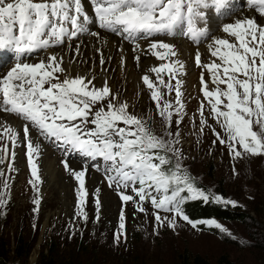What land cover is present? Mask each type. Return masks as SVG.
<instances>
[{
  "label": "snow or ice",
  "instance_id": "snow-or-ice-1",
  "mask_svg": "<svg viewBox=\"0 0 264 264\" xmlns=\"http://www.w3.org/2000/svg\"><path fill=\"white\" fill-rule=\"evenodd\" d=\"M250 2L260 4V11L264 13V0ZM89 3L95 19L86 11L84 0H0V50L11 52L16 61L6 76L0 78V108L29 122L23 126L22 139L27 141L32 189L39 193L42 182L34 159L39 154V146L29 139L31 128L35 127L46 139L62 144L66 151H78L92 161L102 158L106 163L108 186L120 190L118 195L122 202L119 230L113 234L115 243L119 244L122 238L126 242L124 205L128 202L134 203L136 210L143 213L146 209L142 202L149 201L157 210L153 215L160 226L174 229L179 218L193 229L198 224H206L222 233L228 232L215 219L193 221L185 214L182 204L186 200L209 201L211 196L216 203L235 206L236 202L194 186L187 173L181 172L180 153L172 140L155 135L144 120L128 111L127 103L116 105L109 99L105 106L95 109V105L107 98L115 99L106 82L102 87H96L91 78L82 75L61 80L57 74L66 69L61 66L62 58L54 54L39 62L22 59L25 54L63 44L66 38H78L84 33L98 36V32L89 28L92 23H97L100 29L121 34L124 39L149 41L152 55L163 61L177 53L171 44L156 40L158 34L174 35L175 30L184 25L187 34L198 40L207 35V29L201 31L195 26L197 20L204 19L200 9L214 8L220 12L228 6L226 0H89ZM223 31L235 37L238 46L227 39H217L210 47L215 49L211 56L219 62L202 64L199 53L195 56L196 65L209 73V81H205L203 73L199 80L200 90L210 108L209 114L224 132L222 135L213 129V134L216 141L228 147L233 158H241L243 153L264 155V27L248 19L234 25L226 24ZM76 51L79 52L78 46ZM135 58L140 59L139 56ZM100 62L103 64L104 60ZM182 69L183 64L178 61L151 69L160 85L169 93L175 92V105L168 101L161 103L164 94L148 75L142 77L151 91L159 116L167 123H171L174 113L180 115L183 111L178 78ZM164 72L170 81H176L175 85L161 78ZM204 107L202 102L201 117ZM180 122L176 121L177 124ZM201 124L206 125L207 120L202 119ZM3 134L15 145L17 134L12 128H6ZM167 135L178 137L179 133L168 132ZM2 151L9 154L7 146H3ZM161 151L164 154H160ZM168 153L172 155L168 156ZM11 156L14 158L15 153ZM173 158L176 159L174 171L165 167ZM3 162L0 159V163ZM62 163L78 182L74 215L86 222L87 168L77 171L71 169L67 161ZM233 171L235 174V169ZM3 175L0 172V176ZM3 187L8 188L7 181ZM128 188L135 196L124 193L123 190ZM153 191L161 195H153ZM32 203L33 212H38L40 197H34ZM5 204L6 194L0 192V206ZM94 204L98 221L101 204L98 197ZM160 210L173 215L161 216Z\"/></svg>",
  "mask_w": 264,
  "mask_h": 264
},
{
  "label": "rangeland",
  "instance_id": "rangeland-1",
  "mask_svg": "<svg viewBox=\"0 0 264 264\" xmlns=\"http://www.w3.org/2000/svg\"><path fill=\"white\" fill-rule=\"evenodd\" d=\"M101 33L92 39L101 41L106 38V35L116 38L115 41H112V45L114 44L117 58L113 59L112 57L107 66V63L99 62V56H95L92 60L88 58L84 62L74 57L76 64L78 63V69L71 71L59 53L68 52L71 58L77 54L76 47L84 45L89 36L87 34L73 40L74 42H65L64 45L61 44V46L53 48L59 50V53L54 55L62 58L61 66L67 70L58 73L60 79L80 75L78 72L81 73L80 69H83L85 71L82 76L91 78L94 86L101 87L106 82L115 99L109 97L102 101L97 110L105 106L109 99L116 105L127 103L128 111L144 120L155 135L173 141V146L180 153L179 163L182 173H187L189 177H195L201 184L199 188L206 193L219 195L224 200L235 201L236 204L242 205L254 219H248L246 222L215 219L228 230L226 233L206 224H198L197 228L193 229L191 225L179 218L176 219V227L170 229L166 225L160 226L156 223L153 215L156 210L149 201L142 202L146 209L143 213L136 210L134 203L128 202L124 205L126 242L122 238V241L117 244L114 242L113 234L119 230V214L122 207L118 195L120 190L105 186L96 173L87 170L85 186L89 196L85 211L88 214V220L85 222L76 217L74 213L76 212L78 182L65 168L61 169L59 166L62 155L51 146L53 140L42 142L36 137V134L30 133L31 142L39 146V154L34 157L39 166L42 180L39 184L40 191L37 193L29 184L32 177L27 164V152H25L27 141L22 139V134L17 133L21 129L17 119L7 116L8 119L5 120L0 117V125L2 124V129H0L1 149L3 146L9 148V154L5 155L1 150L2 155L0 156V159L4 161L0 163V172L4 173L3 176H0V192L6 194V204L0 206L1 239H10L13 242L15 235L20 234L35 242L31 256L27 260L28 264L35 263L43 244L52 240L58 249L57 255L60 258L71 260L75 264H122L123 262L127 264H171L178 261L186 249L192 254H201L213 264H218L222 257H225L230 264H264V155L252 156L243 153L241 158H233L228 147L216 141L213 129L222 135L224 132L209 114V110L204 111L203 117L200 115V90L195 88L196 84L201 86L200 78H197V75L193 73V63L192 60H188L186 49H182L185 45L178 46V62L183 64V68H186L185 70L189 73L185 76L184 71L181 70L178 74L181 81V102L184 107L180 115L174 113L171 123H167L159 116L156 103L151 99V91L142 80L144 75L149 77L151 75L156 87L164 94L161 103L168 101L175 105V92L169 93L159 84L156 73L151 71L153 67H158L161 63L142 57L140 67L132 60L133 55L137 52H133L128 44L122 43L120 38L107 32ZM219 35L222 36L221 39H227L232 43V38L225 32L219 33ZM232 41L234 45L238 46L234 40ZM125 45L131 51V61L123 59L121 56L123 52L125 53ZM53 49L34 58L32 62L45 60L51 54L53 55ZM184 50L186 54L183 53ZM88 51L89 49L86 52L88 53ZM144 60H149L150 64L143 67ZM187 64H189V69H187ZM10 67L11 64L0 67L1 77ZM103 71L104 76L102 75ZM100 76H103L104 79L101 80ZM161 78L166 83L170 82L175 85L176 81H170L166 72L161 73ZM204 78L205 81H209V73ZM209 85L212 86L211 83ZM202 119L207 120L206 125L201 124ZM177 120L181 122L177 124ZM170 124L174 130L170 129ZM4 125L5 128H12L16 132L15 145L11 143L7 135L3 134ZM168 132L179 133V136H168ZM12 152L15 153L14 158L11 156ZM55 153L59 155L60 160L56 159ZM75 153L78 155L77 162L71 160H67V162L71 169L78 171L84 160L78 151ZM160 154H164L163 151ZM167 155L171 156L172 154L168 153ZM172 161L176 164L175 158ZM50 162L55 167V171L52 175H47L45 171ZM233 169H235V174ZM5 181L8 184L7 189L3 187ZM123 191L125 194L135 196L131 192V188ZM36 196L40 197L41 204L39 211L33 212L32 200ZM97 197L101 202L98 221L94 204ZM159 214L161 216L173 215L165 212ZM13 264H25V262H14Z\"/></svg>",
  "mask_w": 264,
  "mask_h": 264
},
{
  "label": "trees",
  "instance_id": "trees-1",
  "mask_svg": "<svg viewBox=\"0 0 264 264\" xmlns=\"http://www.w3.org/2000/svg\"><path fill=\"white\" fill-rule=\"evenodd\" d=\"M171 125V124H170ZM172 129V125L170 127ZM254 130H256L254 128ZM175 163L171 161L170 165L165 167L174 171ZM191 182L194 186L201 187L198 180L191 177ZM170 194V193H169ZM184 195V194H182ZM182 208L186 215L193 221L219 219L224 221H240L246 222L248 219H254L250 212L242 207V205L216 203L211 198L209 201L202 199L186 200L182 204ZM202 226V225H201ZM0 237V264H13L14 262H25L28 264V259L31 256L35 242L29 240V237L20 234L15 235L13 242L10 239L3 240ZM58 249L55 247L54 241L44 243L40 251L37 261L33 264H75L71 260L60 258L57 255ZM127 264V263H122ZM136 264V263H131ZM171 264H213L209 259L201 254H192L188 249L181 254L180 259ZM218 264H230L225 257L220 258Z\"/></svg>",
  "mask_w": 264,
  "mask_h": 264
},
{
  "label": "bare ground",
  "instance_id": "bare-ground-1",
  "mask_svg": "<svg viewBox=\"0 0 264 264\" xmlns=\"http://www.w3.org/2000/svg\"><path fill=\"white\" fill-rule=\"evenodd\" d=\"M248 19H253L260 27L262 26V25H264V19H261V18H258V16H256L254 13H251V12H245V13H243V15H239V16H237V20H229V22H231L230 24H235L237 21H246V20H248ZM263 20V23H261V21ZM101 31H104V33H101ZM94 32H98V33H101V34H105V32H107V33H109V34H111V35H113V36H115V37H117L116 35H114V34H112V33H110V32H108L107 30H95ZM218 33H216L215 35H217L216 37H215V39L214 40H211V39H209L208 40V42H210L212 45H214V42H215V40H217V39H221L222 38V36H220L219 35V33H221L222 34V31H217ZM88 36L89 37H87V41H85V43H84V45H81L80 47H79V52H77L76 51V53L77 54H75V55H73V56H71V58H70V56H69V54H68V52H65V53H59V50H57V49H53V48H51V49H53V54H60V56L65 60V62H66V65H67V67L71 70V71H73V69H74V71L75 70H77L78 68H77V64H76V61L74 60V57H76L79 61L81 60L82 62H84V61H86L88 58L90 59V60H92L93 58H95V56H99V62L101 61V59H103L104 60V63L103 64H105V63H107V66H108V64H109V61H110V59L113 57V59H115V58H117V55H116V53L114 52V50H115V48L113 47L114 46V44L112 45V41H115L116 40V38H113V37H110L109 35H106V38L105 39H102L101 41H95L94 39H92V38H94L95 36H92V35H89L88 34ZM81 38V37H80ZM100 38V37H99ZM103 38V37H102ZM117 38H119V37H117ZM78 39V38H77ZM121 39V38H120ZM119 40V39H118ZM230 40V39H229ZM74 42V41H73ZM76 44H77V42H75ZM83 43V42H82ZM100 43V44H99ZM123 43V42H122ZM68 44V43H67ZM64 45V44H63ZM69 45V44H68ZM94 45V47H92ZM182 45H184V44H182ZM77 46V45H76ZM91 46V47H90ZM122 46V45H121ZM120 46V47H121ZM129 46V45H128ZM128 46H124V48H125V53L123 52V54L121 55L122 56V58L123 59H130V61H131V58H130V52L131 51H129V47ZM180 46V45H179ZM68 47V46H67ZM119 47V48H120ZM77 48V47H76ZM61 49H63V48H61ZM89 49V51H88V53L86 52L87 50ZM122 49H123V47H122ZM50 49H48V51H49ZM56 50V51H55ZM121 50V49H120ZM48 51H46V52H48ZM52 51V50H51ZM63 51V50H62ZM65 51V50H64ZM46 52H43V53H40V54H38L36 57H38V56H40V55H42V54H44V53H46ZM183 53H185L186 54V51L184 50V52ZM134 54V53H133ZM132 54V55H133ZM52 55V54H51ZM187 55V54H186ZM120 56V57H121ZM35 57V58H36ZM132 57V56H131ZM41 58V57H40ZM39 58V59H40ZM34 59V58H33ZM33 59H29V62L31 61L32 62V60ZM143 59V58H142ZM119 61V60H118ZM26 62V61H25ZM121 62V61H120ZM91 63V62H90ZM93 63V62H92ZM101 63V62H100ZM143 67H145L146 65H148V64H150V61L149 60H144L143 62ZM191 63V62H190ZM65 64V63H64ZM80 64V63H79ZM120 64V63H119ZM186 65V64H185ZM65 66V65H64ZM93 66V65H92ZM113 66V65H112ZM9 67V66H8ZM66 67V68H67ZM79 67V66H78ZM121 67H122V65H121ZM153 67V66H152ZM184 67V66H183ZM192 67V66H191ZM96 68V67H95ZM99 68V67H98ZM102 68V67H101ZM104 68V67H103ZM105 69V68H104ZM186 69V68H185ZM187 69H189V64H187ZM67 71V70H66ZM79 71V70H78ZM80 71H81V73L80 72H78L80 75H82V73L85 71H83V69H80ZM95 72V71H94ZM106 72V71H105ZM140 72V71H139ZM87 74V73H86ZM102 75L104 76V71L102 72ZM103 76H100L101 77V80H103L104 79V77ZM114 79V78H113ZM104 84V83H103ZM102 87V86H101ZM0 117H2L4 120L5 119H8L7 118V116L6 115H4V114H0ZM13 123V122H12ZM2 125V124H1ZM0 125V129H2L1 126ZM6 128H5V125H4V130H5ZM1 133H3V132H1ZM43 144V143H42ZM44 145V144H43ZM48 165H49V167H48V169L45 171L46 172V174L47 175H52L53 174V172L55 171V167L51 164V162L50 163H48ZM47 166V165H46ZM51 179V178H50ZM49 180V179H48ZM50 182V181H49ZM71 196V195H70Z\"/></svg>",
  "mask_w": 264,
  "mask_h": 264
}]
</instances>
